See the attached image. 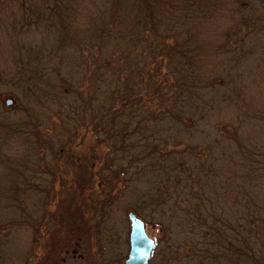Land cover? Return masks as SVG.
<instances>
[{"label":"trees","instance_id":"16d2710c","mask_svg":"<svg viewBox=\"0 0 264 264\" xmlns=\"http://www.w3.org/2000/svg\"><path fill=\"white\" fill-rule=\"evenodd\" d=\"M0 40L6 227L42 221L86 128L161 224L153 264H264V0H0Z\"/></svg>","mask_w":264,"mask_h":264},{"label":"rangeland","instance_id":"374dc122","mask_svg":"<svg viewBox=\"0 0 264 264\" xmlns=\"http://www.w3.org/2000/svg\"><path fill=\"white\" fill-rule=\"evenodd\" d=\"M5 97L14 99L3 93ZM106 149V142L97 141L92 130H80L70 146L78 159L73 164L79 167H66L62 180L57 176L50 201L38 209L42 221L14 230L4 225L6 219L0 220V264H109L105 251L110 242L128 254L131 226L126 206L139 196L125 191L130 173L116 177L114 170L101 169ZM157 220L147 223V231L159 238Z\"/></svg>","mask_w":264,"mask_h":264},{"label":"water","instance_id":"95a60500","mask_svg":"<svg viewBox=\"0 0 264 264\" xmlns=\"http://www.w3.org/2000/svg\"><path fill=\"white\" fill-rule=\"evenodd\" d=\"M14 102L12 97L6 98V104ZM130 220V248L124 259V264H151V258L156 246V238L147 231V222L139 216L134 210L128 211Z\"/></svg>","mask_w":264,"mask_h":264}]
</instances>
